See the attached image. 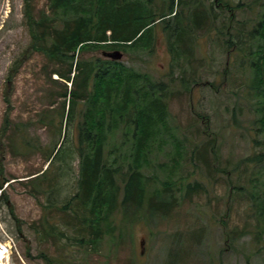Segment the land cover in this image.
<instances>
[{
	"label": "rangeland",
	"instance_id": "374dc122",
	"mask_svg": "<svg viewBox=\"0 0 264 264\" xmlns=\"http://www.w3.org/2000/svg\"><path fill=\"white\" fill-rule=\"evenodd\" d=\"M141 1L146 16L168 14L172 7L154 27L152 52L98 48L76 56L78 63L112 61L104 54L119 52L117 61L125 67L165 83V143L155 144L144 169L161 184L169 179L161 195L165 213L153 215L143 206L121 214L115 236L105 237L95 251L76 242L61 209H45L78 190L79 159L68 167L59 158L48 165V157L63 140V148L77 155L83 107L75 104V117L65 121L68 98L61 94L71 86L54 71L66 72L67 64L30 47L28 15H49V2L0 0V180L9 183L0 202V264H45V256L55 264H264V131L259 132L262 103L250 67L255 56L229 51L223 43L230 17L235 33L236 21L254 24L258 11L234 8L252 0ZM175 139L181 151L172 167ZM121 140L117 134L109 145ZM160 183L152 181L148 193ZM117 186L120 196L123 185ZM42 217L63 235L43 232Z\"/></svg>",
	"mask_w": 264,
	"mask_h": 264
},
{
	"label": "trees",
	"instance_id": "16d2710c",
	"mask_svg": "<svg viewBox=\"0 0 264 264\" xmlns=\"http://www.w3.org/2000/svg\"><path fill=\"white\" fill-rule=\"evenodd\" d=\"M48 14L34 19L28 15L30 47L42 53L47 59L67 64L66 72L56 69L60 81L70 83L64 86L63 98H68L65 121L75 117L74 105L83 104L79 111L75 149H64L63 143L48 157V165L57 158L70 166V160L79 159L80 176L78 190L60 206L67 224L76 232L75 240L85 249L98 251L105 237H114L116 219L121 214L147 207L153 215L164 211L165 202L161 195L169 188V179L158 182L154 172L150 177L144 169L150 166V155L156 143L162 145L167 129L165 83L152 81L148 74L125 67L119 61L96 58L78 63L77 54L98 48L123 51L141 49L152 52L156 38L154 27L164 23L168 14L147 15L146 4L141 0H48ZM229 4V3H228ZM225 3L226 6L230 7ZM218 5V4H217ZM235 9L258 11L256 22L236 21L235 33L231 32L233 17L226 30L224 45L229 51H242L247 57L255 56L250 63L254 72V87L262 106L259 132L264 131V0H252L248 4L238 3ZM251 26V28H250ZM170 32L171 27H165ZM188 28V27H182ZM187 29L183 30L184 36ZM174 40L180 37L172 31ZM170 36V34H169ZM174 41V43H175ZM258 43V44H257ZM113 50V51H115ZM82 65V67H81ZM167 84V83H166ZM263 90V91H262ZM260 112V113H261ZM161 129H164L160 131ZM65 130V129H62ZM122 133L121 142L109 145V141ZM172 167L178 165L181 143L175 139ZM160 148V147H159ZM167 172L166 165H160ZM48 168V166H47ZM171 170V169H170ZM169 171V170H168ZM46 170L31 179L43 177ZM156 181L160 188L148 193V186ZM117 183L123 185L118 196ZM6 185V186H5ZM5 186V187H4ZM8 180H0V202L5 200ZM55 200V199H54ZM153 200L157 203L154 204ZM165 213V211H164ZM42 220V231L59 233L47 218ZM262 234V233H261ZM264 235V231H263ZM45 264H55L44 257Z\"/></svg>",
	"mask_w": 264,
	"mask_h": 264
},
{
	"label": "water",
	"instance_id": "95a60500",
	"mask_svg": "<svg viewBox=\"0 0 264 264\" xmlns=\"http://www.w3.org/2000/svg\"><path fill=\"white\" fill-rule=\"evenodd\" d=\"M106 57H108V58H111V59H113V60H120V58H121V53H119V52H114V53H112V54H110V53H105L104 54Z\"/></svg>",
	"mask_w": 264,
	"mask_h": 264
},
{
	"label": "bare ground",
	"instance_id": "6f19581e",
	"mask_svg": "<svg viewBox=\"0 0 264 264\" xmlns=\"http://www.w3.org/2000/svg\"><path fill=\"white\" fill-rule=\"evenodd\" d=\"M4 252H5V251H4ZM5 253H6V252H5ZM2 254H3V253H2V249H0V262L2 261V259H3L2 257L4 256V255L2 256Z\"/></svg>",
	"mask_w": 264,
	"mask_h": 264
}]
</instances>
